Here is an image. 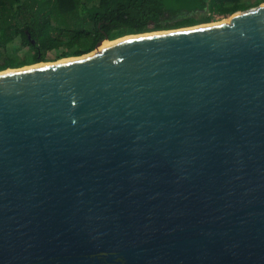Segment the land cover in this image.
Instances as JSON below:
<instances>
[{
  "label": "water",
  "instance_id": "water-1",
  "mask_svg": "<svg viewBox=\"0 0 264 264\" xmlns=\"http://www.w3.org/2000/svg\"><path fill=\"white\" fill-rule=\"evenodd\" d=\"M130 36L0 72V264H264V4Z\"/></svg>",
  "mask_w": 264,
  "mask_h": 264
},
{
  "label": "trees",
  "instance_id": "trees-1",
  "mask_svg": "<svg viewBox=\"0 0 264 264\" xmlns=\"http://www.w3.org/2000/svg\"><path fill=\"white\" fill-rule=\"evenodd\" d=\"M246 8L243 0H0V49L17 42L15 50L27 52L21 61L7 56L0 72L40 64L61 45L71 52L54 60L89 54L105 39L194 26L206 9L224 15Z\"/></svg>",
  "mask_w": 264,
  "mask_h": 264
},
{
  "label": "rangeland",
  "instance_id": "rangeland-1",
  "mask_svg": "<svg viewBox=\"0 0 264 264\" xmlns=\"http://www.w3.org/2000/svg\"><path fill=\"white\" fill-rule=\"evenodd\" d=\"M94 1L97 2L98 0H94ZM253 2H254L253 0H243V3H244V5L247 6V8L244 9V10H240L238 12L246 11V10L255 8L256 6L253 4ZM262 4H264V3H262ZM232 15L233 14H224V15L221 14L220 15V14H217L216 12L211 13V12L208 11V9H206L205 11H203L201 13H197V14L194 15V18L198 20V24H196L194 26H191V27L204 26V25H208V24H216V23L227 22ZM164 31H166V30H164ZM167 31H170V30H167ZM54 35L58 36L59 34L56 33ZM134 35H136V34H134ZM127 36H130V35H126V36H123V37H120V38H124V37H127ZM120 38H118V39H120ZM68 41H69V39L67 37H64V38L62 37V42L63 43L66 44ZM111 42H113V41H111ZM17 46H18V43L15 42V43H12L7 48V50H5V51L0 49V64L3 62V60L7 56L8 57H12L13 59H15L17 61H21L22 59L27 57V52L25 50H15V48ZM96 48H97V46L95 47V49L92 52H95ZM99 48L100 47H98L97 49H99ZM65 51L70 53L71 52V48H69V47L66 48L65 46L61 45L58 50L50 52L47 55V60L44 61V62H41L40 64L54 63V62H57V61H60V60H68V59L76 58V57H65V58H62V59L54 60L55 56L58 53L65 52ZM32 66L33 65H28V66H25V67H32ZM7 70H10V69H7Z\"/></svg>",
  "mask_w": 264,
  "mask_h": 264
},
{
  "label": "bare ground",
  "instance_id": "bare-ground-1",
  "mask_svg": "<svg viewBox=\"0 0 264 264\" xmlns=\"http://www.w3.org/2000/svg\"><path fill=\"white\" fill-rule=\"evenodd\" d=\"M227 22H228V21H227ZM227 22L216 23V24H208V25H204V26L219 25V24H223V23H227ZM196 27H202V26H196ZM196 27H191V28H196ZM162 32H167V31H162ZM132 37H134V36H127V37H124V38L118 39V40L113 41V42H108V43H107V42H104V43L102 44V46H100V48L97 49V50H100L102 47H105V46L111 45L112 43H115V42H117V41H121V40H123V39H126V38H132ZM92 53H95V52H92ZM92 53H90V54H92ZM73 59H75V58H73ZM68 60H72V59H68ZM68 60H60V61H57V62L68 61ZM54 63H56V62H54ZM47 64H53V63H47ZM47 64H36V65H37V66H42V65H47ZM33 66H35V65H33ZM33 66H32V67H33ZM23 68H30V67H23Z\"/></svg>",
  "mask_w": 264,
  "mask_h": 264
}]
</instances>
